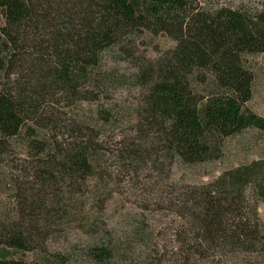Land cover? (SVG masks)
<instances>
[{
	"label": "trees",
	"instance_id": "16d2710c",
	"mask_svg": "<svg viewBox=\"0 0 264 264\" xmlns=\"http://www.w3.org/2000/svg\"><path fill=\"white\" fill-rule=\"evenodd\" d=\"M190 1L0 0V81L15 75L26 80L17 89L0 87V157L18 138L35 154L47 155L45 170L36 174L43 191L56 176H92V143L81 138L66 149L51 145L42 135L50 128L42 108L59 93L76 97L130 81L144 96L139 141L122 153L135 168L158 159L189 167L211 163L221 159L224 140L249 129L264 133V119L244 108L255 79L247 58L264 54V0L254 12L222 7L212 14L196 12ZM143 30L170 38L175 48L159 62L139 66L131 79L102 71L104 53ZM261 165L227 171L201 191L185 194L182 215L195 225L196 253L230 251L235 259L257 257L264 264V228L246 199L252 190L264 202ZM31 194L33 201L21 205L27 229L0 222V264H35L9 252L28 251L37 220L55 219L37 203V192ZM91 254L99 262L109 257L105 249Z\"/></svg>",
	"mask_w": 264,
	"mask_h": 264
},
{
	"label": "rangeland",
	"instance_id": "374dc122",
	"mask_svg": "<svg viewBox=\"0 0 264 264\" xmlns=\"http://www.w3.org/2000/svg\"><path fill=\"white\" fill-rule=\"evenodd\" d=\"M190 4L196 12L212 14L222 7L254 12L261 1L191 0ZM175 46L170 38L143 30L104 53L101 69L131 79L139 66L159 62ZM246 62L255 79L253 97L244 108L264 119V54ZM22 77L5 78L0 87L17 89L26 83ZM91 92L76 97L59 93L49 99L42 118L50 128L42 135L64 149L76 139L91 142L92 176L75 181L56 176L57 181L43 191L36 174L45 170L47 155L35 154L24 145L25 139L18 138L7 143L0 157V222L10 220L27 229L21 205L25 199L33 201L32 192L55 217L52 222L37 220L35 232L28 236V251L11 249L10 256L35 264H257V257L235 259L230 251L225 255L203 248L196 253L195 225L182 215L186 203L181 200L227 171L253 162L262 163L264 170V133L249 129L224 140L221 159L211 163L189 167L177 159H158L135 168L122 153L139 141L142 89L130 81ZM246 199L255 206L264 228V202L252 190ZM92 249H105L109 257L99 262L92 258Z\"/></svg>",
	"mask_w": 264,
	"mask_h": 264
}]
</instances>
